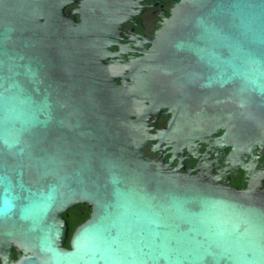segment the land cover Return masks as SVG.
<instances>
[{
	"label": "water",
	"instance_id": "1",
	"mask_svg": "<svg viewBox=\"0 0 264 264\" xmlns=\"http://www.w3.org/2000/svg\"><path fill=\"white\" fill-rule=\"evenodd\" d=\"M0 264H264V0H0Z\"/></svg>",
	"mask_w": 264,
	"mask_h": 264
}]
</instances>
